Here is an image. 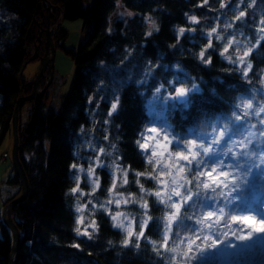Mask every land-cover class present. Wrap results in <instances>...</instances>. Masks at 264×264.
Listing matches in <instances>:
<instances>
[{"label": "trees", "instance_id": "1", "mask_svg": "<svg viewBox=\"0 0 264 264\" xmlns=\"http://www.w3.org/2000/svg\"><path fill=\"white\" fill-rule=\"evenodd\" d=\"M49 1L56 6L51 15L52 25L63 15V20L92 23V29L76 48H69L65 45L68 30L61 23L57 25L56 48H62L74 63L68 90L57 110L46 106L40 96L31 101L26 122L20 112L19 156L30 188L27 197L12 207V218L19 229L12 264H185L189 238L201 247L212 240L221 242L209 249L204 259L193 260L192 264H264V237L259 244L235 253L229 262L221 259L222 249L237 241V235L250 230L245 220L236 222L233 217H241L250 210L264 212V136L259 135L264 132V112L256 114L264 106V0ZM119 5L131 14L112 19ZM40 7V0H0V150L8 136L13 138L12 119L18 97L32 90V80H25L22 70L29 60L40 59L35 53L38 43L39 52L45 50L46 33L43 30L41 42L38 34L40 22L44 28L47 26L48 8L45 4L43 10ZM240 12L245 17L236 20ZM149 16L157 24L151 32ZM190 17H196L198 23ZM181 28L185 29L183 34L179 32ZM213 28L217 32L209 38ZM231 37L240 41L229 47L226 54L233 60L237 49L242 55L261 41L247 58L253 67L246 77L243 65L221 55ZM209 39L213 47L206 50L205 57H210L211 63H204L199 54ZM149 72L147 83L138 84ZM168 81L175 87H191L195 83L200 91L192 95V104L187 108L161 102L157 112L152 113L148 101L156 88L164 85L162 93L175 91ZM117 97V109L109 116ZM249 100L253 108L244 115L242 103ZM234 114L242 117L237 123L243 127L232 140H242L248 132L256 134L248 146L252 155L247 158L257 165L253 169L256 175H250L232 194L235 199L231 204L226 205L224 197H219L208 201L211 207L197 201L181 208V216L192 219L173 225L167 248L175 247L176 251H168L161 247L165 216L174 209L161 204L152 194L165 190L164 183L159 181L169 180L167 169L146 146L152 130L171 138V151L176 156L183 152L184 143L197 139L196 133L208 134L210 139L209 125L217 117L224 125V118L234 119ZM97 156L103 164L97 168L100 186L93 192L79 168L87 169ZM244 163L242 159L241 165ZM226 164H231L228 158ZM114 165L125 171L127 180L120 186V193L127 200H135L119 207L134 220L133 233L140 232L145 211L152 218L139 241L133 235L127 246L123 240L128 231L114 226L112 214L117 208L108 203ZM13 173L19 179L14 166ZM195 174L193 169L192 175ZM77 177L83 195L70 191L76 187ZM190 187L196 191L194 185ZM178 199L173 197V201ZM144 201L148 203L147 210L141 207ZM78 207L82 211L78 212ZM220 208L224 209L223 214ZM208 212L214 214L211 226ZM81 218L83 223L78 224ZM198 219L204 220V224L197 223ZM93 221L95 230L91 227ZM0 222V264H9L13 234L2 218ZM205 236L211 240H205Z\"/></svg>", "mask_w": 264, "mask_h": 264}, {"label": "snow or ice", "instance_id": "2", "mask_svg": "<svg viewBox=\"0 0 264 264\" xmlns=\"http://www.w3.org/2000/svg\"><path fill=\"white\" fill-rule=\"evenodd\" d=\"M207 0H205V3ZM254 2V0H253ZM226 5L222 2L221 8H224ZM251 7L252 5H248ZM245 17L244 12H240L239 15L235 18L236 20H243ZM193 23H198L196 17H190ZM155 27V25H153ZM227 27H231V25H227ZM264 31V29H261ZM180 34L185 32V29L181 28L179 30ZM217 29L213 28L211 32L208 33L209 38L216 33ZM149 35L151 33H148ZM216 39H221L220 35H216ZM240 41H237L235 37L233 39L228 40L227 45L224 48V51L221 53L222 56H225L232 63H239L243 65L242 71L244 72L245 77L248 74V71L252 69L253 65L247 62V58L253 53L254 49L260 46L261 41H257L256 44L248 47L242 55L239 54V49H237V56L235 60L231 55H226L228 53L229 47L233 44H239ZM211 39H209L208 45H206L205 49H202L200 52V59L204 63H211V58L205 57L206 50L208 48H212ZM151 75V73L145 74V79L141 81H137L138 84L147 83V77ZM170 86H173L172 81H168ZM164 88V85H161L159 88H156V93L154 94V98L156 100L163 99L171 106L176 107L180 106L182 108H187L192 104V95L200 91L199 86L195 83H192L191 87H175V91L169 93L168 96L161 97L159 94L161 93V89ZM119 100L116 98L115 102L111 105V110L108 115L111 116L117 109ZM242 107L244 109V115H248V110L253 108L252 101L249 100L247 102L242 103ZM261 112H264V106H261L256 114L259 115ZM234 119L225 117L224 119L227 121L224 125L220 124V118L217 117L216 122L210 124L209 126L212 128V133L210 134L211 138L209 139L208 134L196 133L197 139L190 140L183 144V152H177L175 155L177 157L175 168L178 169V172H170L169 180L165 184V190L163 192L156 191L154 194L161 204L166 205L167 207L174 209L170 214L165 216V227H164V242L161 247H164L168 251L175 252L176 248H167L169 234L172 232L173 225L177 226L182 224L185 220H191V216H181V208L185 205H189L190 202L195 204L197 201L206 204L208 207H211V204L208 201L212 199H218L219 197H224V201L227 204H231V202L235 199L232 195L236 190L241 187V185L247 181L248 177L251 175L255 177L256 173L253 172V169L257 167L255 163H252L249 159L252 153L248 151V146L252 144L253 138L256 135L255 133L248 132L247 136L244 139L236 141L232 140V136L236 135L238 130L243 127V125L238 124L237 121H241L242 117L234 114ZM264 123V121H261ZM152 131H155L153 129ZM260 136H264V132L259 134ZM142 148H145V145L141 144ZM239 148L240 151L234 150L235 148ZM103 152V149H101ZM186 153V154H185ZM228 157L231 161V164H226L224 158ZM244 159L245 163L243 166L241 165V160ZM183 162V163H182ZM262 163H264V158H262ZM149 163H152V160H149ZM212 165H215L214 167ZM73 168H76V165H72ZM227 168L228 171H224ZM193 169H195L196 174L192 175ZM94 168L88 169V176H94ZM215 174V175H213ZM144 175L143 173H137V176ZM191 175V179H188V176ZM207 176V179H202V177ZM155 179V177H152ZM139 182V181H137ZM160 183H164L163 181H159ZM124 183H127V180H124ZM190 185H194L196 191H193V188ZM99 178L96 177L93 180V189L95 192L99 187ZM116 187V181H113V189ZM113 189H109L111 192ZM141 192H144L145 189L141 185ZM72 193L80 192V179L76 178V187L70 189ZM211 192L213 195H208ZM83 195L82 192H80ZM173 197H178L177 201H173ZM117 207H119L121 200L117 199L116 201ZM135 202L133 200H123V203ZM108 203H112V201H108ZM104 207V205H101ZM141 207L147 210L148 203L144 201L141 203ZM77 211H82L81 207L77 208ZM219 212L223 214L224 209L220 208ZM212 212L207 213L209 226H211V221L213 217ZM127 219V216L124 213H117L113 215V220L116 222L115 227H124L123 221ZM151 217L147 216V211H145V218L140 222V232L138 234L133 233L132 231L127 232L126 238L123 240V244L125 246L131 243V237L136 235L137 241H139L140 237L144 235V229L148 227L149 220ZM219 220V217H216ZM244 217H233V220L236 222H243ZM204 220L198 219L197 223L204 224ZM78 224L83 223L82 218L77 220ZM91 227L93 230L96 228L95 221L92 222ZM77 233H80V229H76ZM264 233V220L261 221L260 227L251 226L250 230L246 235H237L236 239L241 241L251 240L254 234ZM87 235V231L84 233ZM200 237L198 236L197 239ZM205 240H211V237L205 236ZM221 243L218 239L212 240L211 243L201 247L197 245L195 240L189 238L188 244L189 247L187 251L184 253V256L187 258L185 264H192L193 260L200 261L204 259V257L208 254L209 249H215ZM137 247L139 244L137 243ZM193 248L195 249V254L193 253ZM175 259V257H173Z\"/></svg>", "mask_w": 264, "mask_h": 264}, {"label": "rangeland", "instance_id": "3", "mask_svg": "<svg viewBox=\"0 0 264 264\" xmlns=\"http://www.w3.org/2000/svg\"><path fill=\"white\" fill-rule=\"evenodd\" d=\"M130 14L131 13L129 11H127L121 5H119L117 9L115 10L112 19H115L116 17H124V16L126 17ZM148 18H149V30L151 32L156 28L157 24L154 18L150 16ZM61 24L63 25L65 29L68 30V33L65 39V45L69 48H76L80 42L84 41L87 38V36L89 35L92 29V23H85L82 19L73 20V21L64 20L62 21ZM153 25H155V27H153ZM54 26H57V25L55 24ZM56 28L54 30L53 37L56 31ZM231 39H233V37H231L229 40ZM235 39L239 41V39L237 38ZM39 45H40L39 43L36 45V47L38 46V49H37L38 56L44 54L42 52L41 53L39 52L40 50ZM35 53H36V49H35ZM41 66H42L41 58L35 59V60H29L22 70V77L25 80H28V81L32 80L33 82V80L37 77V74L39 73ZM73 69H74V63H73L72 57L69 54H67L62 48H59V47L56 48L54 68L52 69L53 70L52 78L49 82L47 89L40 94V96L43 97V100L46 106H50L55 110L59 108L61 100H62V96L68 90L70 80L72 77V73H73ZM48 79H49V73H48V70H46L45 74L41 77L40 88H42L46 84ZM155 93L156 91L153 93V95L149 98V101H148L149 110L152 113L157 112V109L161 102L167 103L163 99L156 100L154 98ZM159 95L161 97H165V96H168L169 94L161 92ZM31 101L32 100H26L23 103L21 110H20L22 120L25 122L28 120L31 109H32ZM148 141L149 142L146 146H148L151 149V153L154 155L156 160L160 163L162 168L167 169L168 176L170 172H178V169L175 168L177 157L173 156V153L171 151V142H172L171 138L168 137L167 135L159 134L155 130L152 132V136L151 138H149ZM12 147H13V138L12 136H8L6 140L4 141L2 148L0 150V156H4L5 155L4 152L8 151V156L5 155L7 157H5V160H3L4 162H0V220L3 217V210H4L5 204H7L10 200H12L16 195L19 196L22 192V186H21L20 180L16 179L13 175L14 165H13V159H12ZM234 150L239 151V148L237 147ZM226 158L228 157L224 158L225 163H226ZM102 164L103 162L100 159V156H97L96 158L93 159V162L87 169L83 170L81 167L79 168L83 173L86 174L92 186H93V180L96 177L99 178V183H100V177L97 173V168L99 166H102ZM89 168H94L95 170L94 176L92 177L88 176ZM124 174H125V171L123 169L114 165L113 181L114 180L116 181V187L115 189H113L112 187L113 190L111 192L112 194L111 201H112V205L115 206V208L117 209L114 210V213L112 214V219H113V215H116L117 213H124L127 216V219L123 221L124 227H121V228H124L127 231L134 232L135 231L134 220L131 219L129 215H127L123 210L119 209V207L126 204V203H123V200L128 199L126 196H123L119 191L120 186L124 183ZM163 181H164V187H165V184L167 183V181L165 179H163ZM117 199L121 200L119 207H117V204L115 202ZM240 215L241 217L245 218L244 219L245 222L250 227L251 226L260 227L261 221L264 220V212L257 214V212L250 210ZM114 223L116 222L114 221ZM248 231L249 230H247L246 232H243L241 235H246ZM2 235H3V231H2L1 222H0V236ZM263 237H264V233L254 234L251 240H246V241L237 240V241L231 242L230 244L226 245L221 251L222 262L224 263L229 262L230 258L233 255H235V253L244 250V248L250 245L253 246L254 244H259L262 241Z\"/></svg>", "mask_w": 264, "mask_h": 264}, {"label": "water", "instance_id": "4", "mask_svg": "<svg viewBox=\"0 0 264 264\" xmlns=\"http://www.w3.org/2000/svg\"><path fill=\"white\" fill-rule=\"evenodd\" d=\"M43 4L46 5L48 8V15H47V26L46 28L43 27L42 23H39L40 31L38 35L39 41L42 40V32L43 30L46 33L45 37V52L40 58L42 59V66L39 70V73L37 74V77L33 80V87L32 91L27 95H20L17 99L14 113H13V119H12V133H13V147H12V159H13V165L15 167V172L17 176L19 177V180L21 182L22 186V192L19 196L13 198L10 200L4 207L3 210V222L9 227V229L12 231L13 234V245L12 250L10 254V263L12 264L13 258L17 249L18 245V239H19V229L12 218V207L15 206L17 203L24 200L28 193H29V179L26 174V171L23 167V164L21 162L20 156H19V118H20V109L23 105V103L26 100H35L37 99L40 94L45 91L49 85V82L53 75V68H54V59H55V43H54V37L53 33L57 26L51 25V15L53 13V10L56 8L55 5H53L49 0H40L41 10L43 9ZM63 20V15H61V18L58 23H60ZM57 23V24H58ZM38 46L36 47V53H37ZM48 70L49 73V80L46 82V84L40 88V80L41 77L45 74V71Z\"/></svg>", "mask_w": 264, "mask_h": 264}, {"label": "bare ground", "instance_id": "5", "mask_svg": "<svg viewBox=\"0 0 264 264\" xmlns=\"http://www.w3.org/2000/svg\"><path fill=\"white\" fill-rule=\"evenodd\" d=\"M38 41H39V39H38ZM39 42H41V41H39ZM48 80H49V79H48ZM48 80H47V81H48Z\"/></svg>", "mask_w": 264, "mask_h": 264}, {"label": "built area", "instance_id": "6", "mask_svg": "<svg viewBox=\"0 0 264 264\" xmlns=\"http://www.w3.org/2000/svg\"><path fill=\"white\" fill-rule=\"evenodd\" d=\"M5 155H6V154H5ZM5 155H4V156H5ZM2 159H3V158H2Z\"/></svg>", "mask_w": 264, "mask_h": 264}]
</instances>
